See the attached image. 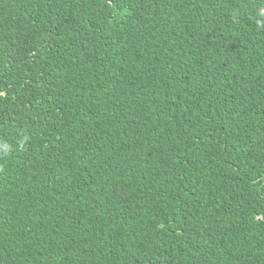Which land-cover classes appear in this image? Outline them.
I'll return each instance as SVG.
<instances>
[{"label": "trees", "instance_id": "obj_1", "mask_svg": "<svg viewBox=\"0 0 264 264\" xmlns=\"http://www.w3.org/2000/svg\"><path fill=\"white\" fill-rule=\"evenodd\" d=\"M0 264H264V0H0Z\"/></svg>", "mask_w": 264, "mask_h": 264}]
</instances>
